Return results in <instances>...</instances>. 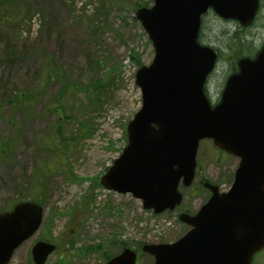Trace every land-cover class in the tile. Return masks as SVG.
<instances>
[{
  "label": "rangeland",
  "instance_id": "obj_1",
  "mask_svg": "<svg viewBox=\"0 0 264 264\" xmlns=\"http://www.w3.org/2000/svg\"><path fill=\"white\" fill-rule=\"evenodd\" d=\"M135 1L0 0V212L30 199L38 187L44 201L41 226L10 264H32L30 248L40 238L57 244L44 264H104L103 252L116 253L124 244L173 242L188 229L179 210L195 212L210 194L199 178L221 190L230 185L238 158L219 152L211 139L199 142L198 177L180 187L179 209L154 214L131 194L100 183L126 145V124L141 105L135 71L154 55L135 18ZM260 3L245 31L256 46L264 36ZM215 19L211 15L204 26L210 38L221 37L223 23ZM229 50L209 79L212 95L229 73ZM25 91L35 98L14 102ZM96 244L100 251L88 250ZM137 259L153 264L145 253ZM251 264H264V247Z\"/></svg>",
  "mask_w": 264,
  "mask_h": 264
},
{
  "label": "water",
  "instance_id": "obj_2",
  "mask_svg": "<svg viewBox=\"0 0 264 264\" xmlns=\"http://www.w3.org/2000/svg\"><path fill=\"white\" fill-rule=\"evenodd\" d=\"M211 7L247 25L258 0H153L135 17L154 55L136 69L140 108L126 125L127 143L100 178L107 189L130 193L143 208L160 213L182 200L179 184L194 178L198 143L203 138L240 157L227 191L205 183L210 197L196 213L181 212L190 228L173 242L144 243L153 264H250L264 247V44L254 58H240L217 104L211 106L204 83L216 53L197 41L201 15ZM43 207L31 200L0 212V264L42 221ZM38 240L31 254L43 264L54 250ZM105 264H138L125 247Z\"/></svg>",
  "mask_w": 264,
  "mask_h": 264
},
{
  "label": "flooded vegetation",
  "instance_id": "obj_3",
  "mask_svg": "<svg viewBox=\"0 0 264 264\" xmlns=\"http://www.w3.org/2000/svg\"><path fill=\"white\" fill-rule=\"evenodd\" d=\"M260 2H261V0H259V5L261 4V6H262L263 4ZM211 15H213L216 18L215 20L222 21V23H223L222 31H220L221 37H219V38L208 37V33H206V28H204V26L206 25L207 18H209ZM245 27L246 26L239 25L238 22L235 20H228V19L220 18L219 16L214 14V12L211 8H209L201 17V25H200V29H199V41L203 44H207V45L213 47L218 54L217 55L218 59L220 57L226 58V56L223 55L222 51H225V49L228 47L227 38L228 37L230 38V37H233L234 35H237L240 37L239 41L247 40L249 37L245 33V31H243ZM242 31H243V34H242ZM213 40L217 45L213 43ZM263 41H264V39H263ZM217 64L215 65L214 70L217 68ZM214 70H213V72H214ZM211 75L208 78V82H209ZM223 84H224V81H223L219 91L215 92L214 95H212L208 90V83H207L206 93H207V96L209 97V100L211 101L212 105L216 104L219 101L220 93H221V90L223 88ZM205 180L206 179L204 177H200L199 183L203 186V182Z\"/></svg>",
  "mask_w": 264,
  "mask_h": 264
},
{
  "label": "trees",
  "instance_id": "obj_4",
  "mask_svg": "<svg viewBox=\"0 0 264 264\" xmlns=\"http://www.w3.org/2000/svg\"><path fill=\"white\" fill-rule=\"evenodd\" d=\"M144 0H139V1H135L133 7H138L140 5H142L141 3L143 2ZM2 15V11H0V16ZM214 31V30H213ZM240 37L237 36V35H234L233 37H228L227 38V43H228V47L227 48H230V55L232 56L231 57V60L233 61L234 60V56H236L239 52H241V47H242V41H239ZM241 46V47H240ZM235 47V49H234ZM242 53V52H241ZM46 76L48 78L51 77V74L50 73H47ZM63 91H64V88H63ZM62 90H60L58 93L59 94H62L63 92ZM24 97H27L29 98L31 101L35 98V95L33 94V92H28V91H25V92H22L21 94H17L15 97H14V102L16 103H20L21 100H23ZM10 145V141L9 140H4V146H9ZM42 188H39L38 187V191L35 190L36 193H34V195H32V197L30 198L31 200H35V201H38L39 203L43 204L44 201H43V192H42ZM21 199H17L15 201H13L10 205H9V208L14 204L16 203L17 201H19ZM139 245H141L139 243ZM101 245L99 244H96V245H89L87 248L89 251H100L101 249ZM113 255V253H109L108 251H104L103 252V256H104V260H107L108 258H110L111 256Z\"/></svg>",
  "mask_w": 264,
  "mask_h": 264
}]
</instances>
